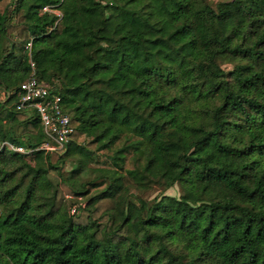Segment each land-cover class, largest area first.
Segmentation results:
<instances>
[{
    "label": "trees",
    "instance_id": "obj_1",
    "mask_svg": "<svg viewBox=\"0 0 264 264\" xmlns=\"http://www.w3.org/2000/svg\"><path fill=\"white\" fill-rule=\"evenodd\" d=\"M0 264H264V0H0Z\"/></svg>",
    "mask_w": 264,
    "mask_h": 264
},
{
    "label": "built area",
    "instance_id": "obj_2",
    "mask_svg": "<svg viewBox=\"0 0 264 264\" xmlns=\"http://www.w3.org/2000/svg\"><path fill=\"white\" fill-rule=\"evenodd\" d=\"M43 9L51 11L49 7H44ZM54 12L60 15L58 11ZM31 66L33 69L32 63ZM60 101L59 96L52 95L48 87L37 80L33 69L30 77L22 84V93L17 109L34 108L39 114L47 140L38 149L59 152L64 149L70 140L72 133L70 117L64 113ZM2 145L16 152L24 153L29 151L24 147L14 146L7 142Z\"/></svg>",
    "mask_w": 264,
    "mask_h": 264
},
{
    "label": "rangeland",
    "instance_id": "obj_3",
    "mask_svg": "<svg viewBox=\"0 0 264 264\" xmlns=\"http://www.w3.org/2000/svg\"><path fill=\"white\" fill-rule=\"evenodd\" d=\"M168 193L169 194H176L177 193V188L169 190Z\"/></svg>",
    "mask_w": 264,
    "mask_h": 264
}]
</instances>
